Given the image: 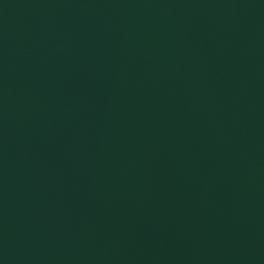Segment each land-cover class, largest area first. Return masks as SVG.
I'll return each mask as SVG.
<instances>
[{
	"label": "water",
	"instance_id": "obj_1",
	"mask_svg": "<svg viewBox=\"0 0 264 264\" xmlns=\"http://www.w3.org/2000/svg\"><path fill=\"white\" fill-rule=\"evenodd\" d=\"M0 264H264V0H0Z\"/></svg>",
	"mask_w": 264,
	"mask_h": 264
}]
</instances>
